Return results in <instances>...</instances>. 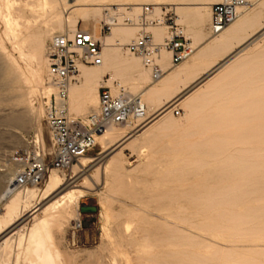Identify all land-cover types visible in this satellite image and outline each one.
I'll use <instances>...</instances> for the list:
<instances>
[{
  "label": "rangeland",
  "instance_id": "374dc122",
  "mask_svg": "<svg viewBox=\"0 0 264 264\" xmlns=\"http://www.w3.org/2000/svg\"><path fill=\"white\" fill-rule=\"evenodd\" d=\"M160 1L161 5L171 7L194 48L199 40L190 38L196 27L192 15L195 8L205 5L206 9L201 17L202 41L199 43L214 38L208 30L209 7L219 1ZM155 2L158 1H91L88 8L91 10L90 18L95 25L97 37H99V27L106 18L104 13L107 7L133 8L136 7L135 4L153 5ZM263 2L264 0H249V7L241 10L242 13L238 17L246 13L253 17L252 26L247 29L249 32L246 30L237 38L238 40L235 39L219 49L196 70L198 74L200 73L199 76H205L204 72L208 65L215 60H222L217 61V64H223L227 54L238 51L242 46L246 48L240 56L247 54L251 60L249 69L239 75L236 74V70L230 72L233 68L231 66L234 64L236 66L234 61L226 69L221 70L222 72L214 73V69L201 79L208 76L213 79V76L228 75L224 81L226 84L222 87L213 85L211 81L205 84L204 93L216 88L218 93L207 97L200 112L181 104L176 107L180 110L178 116L170 112L150 128V131L147 130L138 137L144 127L167 107L171 97H165L155 106L156 111L151 110L148 113L149 121L145 125L140 126L139 121H132L131 127L119 126L129 135L128 137H133L116 150L119 151V162L114 171L108 175L103 174L101 166L113 154L97 163L100 160L98 151L100 145H96L90 154L88 153L87 156L90 157L85 158L94 160L93 163H86V173L79 174L75 182L73 181L77 177L71 169L57 173L61 177L64 176L62 179L70 183V187L80 193V197L78 207H74L79 215L75 217L74 213L70 214L75 221L72 216L68 221L66 216L59 219L64 221L57 220L48 224L50 226L48 247L50 246V254L54 257L52 264H264V153L262 158L256 159L252 153L236 151V159H230L226 150L228 145L236 142L238 149L245 142L239 141L236 136L214 130L216 125L227 130L232 128L235 131L238 127H264ZM83 7L78 5L69 10L59 9L62 12L60 20L62 19L66 31L69 23L76 28L75 30H88L87 25L84 27L83 22L73 14L77 9L85 8ZM94 9L96 12L92 11ZM9 13H12L13 21H17L18 24L6 30V16L12 19ZM58 18L46 8L27 5V0H0V197L9 186L10 173L19 168V165H15L10 159L14 150H22L25 159L40 157L49 162L51 157L52 144L45 120V107L53 95L51 91L53 89H50L51 85L47 82L46 51L51 37L67 33L53 30L52 27ZM116 27L118 25L112 27L107 36L112 34ZM119 27L122 28L121 25ZM133 27L136 28L123 26L124 29ZM45 31L49 33V37L46 38L39 52L44 68L42 72H38L39 66L33 56L31 45L33 39ZM135 33L132 38L120 41V46L109 49L103 45L102 53L122 60L131 59L132 57L128 55L131 53H127L125 45L137 37L138 31L136 30ZM133 56L140 64V59ZM188 61L190 58L176 67ZM141 66L142 63L140 68L143 70L144 67ZM146 70L148 69L144 68V71ZM147 73V82L138 86L140 88L130 87L129 91L138 94L142 88L151 86L150 71ZM76 81L78 82V76ZM118 82L128 85L125 76H116L114 84ZM196 85L197 83L188 84L187 89L179 91L174 96H177L179 101L183 100L188 93L199 86ZM46 90L51 91L50 94ZM201 90L200 88L199 91ZM243 94H247L243 100L245 98L251 100L250 103L242 106L243 113L248 118L243 120L229 118L236 117V98ZM70 97L73 96H69L68 105L72 120L83 121L97 108L98 102L91 110L83 111L82 97L77 103H72L73 99ZM254 100L257 102L253 103ZM222 111L228 112L222 114ZM196 114L205 119L198 123H206L208 126L210 124V132L207 134L200 132L192 137L190 141L193 146L188 148L187 141L182 137V130L192 122L191 118ZM17 118L21 123L16 122ZM222 141L225 144L223 146L220 144ZM247 165L249 169H246ZM45 180L46 177L37 186L19 189L23 193L20 196L26 195L30 190L43 189ZM80 185L86 188L79 187ZM27 201L30 202L29 208L38 202L37 199L29 198ZM82 203L96 206L97 211L92 214L81 213L79 207ZM4 204L5 201L0 200V217L5 213ZM212 210L216 214H213ZM38 217V212L34 215L30 214L26 225H21L18 231L0 240V264H32L36 260L31 262L34 257L28 256L29 253L24 249L27 245L25 238L29 228ZM77 219L81 222L80 227H76ZM21 238L22 243L19 246ZM34 264L38 263L35 261Z\"/></svg>",
  "mask_w": 264,
  "mask_h": 264
},
{
  "label": "bare ground",
  "instance_id": "6f19581e",
  "mask_svg": "<svg viewBox=\"0 0 264 264\" xmlns=\"http://www.w3.org/2000/svg\"><path fill=\"white\" fill-rule=\"evenodd\" d=\"M91 1H93V0H62V1L61 0H27V5H29V6L37 5L38 7L46 8L48 10V12L49 11L52 12L55 15V17H57V18L59 17L52 28H53V30H56L57 32H60V33H62V32L73 33L76 29L73 25H70V23H69L66 26L67 27V31H66L65 26L62 23V19L60 20V15H61L60 13H62V12H60V10L61 9L69 10V9H72V8L78 6V5L84 6L85 7V8L83 7L84 9H80V10L77 9V11L73 12V14L74 15L76 14L77 18L83 22L84 27L87 25L88 30L86 31L84 28L83 29L86 32H89L91 35H93L96 39H98L102 44V48H103V45L109 49L112 47L114 48V47L120 46V41H125V40L132 38L136 34L135 33L136 30L139 31L138 27L135 26L136 24L133 25L136 28L133 27V28H129V29L128 28L124 29L123 25L120 24V17H116L115 19H117L116 21L118 23L113 24L111 26V29H112V27H114L116 25H118V27L113 29V33L110 34L109 36L106 35V36L101 37L99 35V37H97V35L95 34V25L92 23V18H90V13H91L90 11L91 10L88 8V7H90L89 3ZM157 1L158 2H155L153 4L154 6L161 5L162 2L160 0H157ZM159 1H160V3H159ZM216 1H221V0H216ZM93 3H92V5H93ZM135 5H136V7H133V8L130 7L129 8L130 9L129 16L132 18V20L134 22H136V20H137L138 14L140 12L139 6L141 4L140 5L135 4ZM175 5H179V4H175ZM107 8L108 9H106V10H109V11L111 10L110 9L111 6H110V8L109 7H107ZM247 8H245V9H247ZM118 9L120 11L125 10V8H118ZM195 9L196 10L194 11L192 16H193V22L195 21V23H196V27H195L194 32L191 34L190 38H193V40L198 39L199 42H201L202 41L201 40V32H202L201 31L202 30L201 17L204 14V10L206 9V6L205 5L198 6ZM245 9H243V10H245ZM16 10H18V9H16ZM63 10H61V11H63ZM92 11L96 12V9H94ZM241 13L242 12H240L239 16L241 15ZM11 14L12 13H9L8 15L12 17ZM105 17H106L104 20L105 22H107V23L112 22L110 16L105 15ZM13 19H14L13 17H12V19H10V17L6 16V22L4 21L6 24V30H10L11 27H14V25L18 24V22L13 21ZM196 19H198V21ZM252 20H253V17H251L250 15H248L246 13V14H244V16L237 18L223 32H221L218 35H214L213 36L214 38L209 39L203 43L198 42L196 44L194 42L196 44V48H194V46L191 43L193 51H192L191 55L188 57V59L190 58V61L184 63L180 67L175 66L176 68H173V66H171L169 53H167L166 51H162L160 53L159 63L161 65L162 69L164 70L163 76L156 82L151 81L150 82L151 86H146V87L142 88V90L140 91V93H138V95L140 96L141 102L146 106L147 116L151 110H155V106L158 103H160L161 101H163L165 99V97H168V96L171 97L170 102H168V104L166 105L167 107L164 108L163 111H161L160 113H158L155 116V118L153 119V121L150 124H148L144 127V129L138 135V137L140 135H142L143 133L145 134V132L147 130H149L150 128H152L156 124H158L159 121L164 119L167 115L170 114V112H172V110L174 108H176L177 106H179L181 104H183V106H185V107H189L193 110H196V112H200L202 110L203 105L207 101V97H210V96L218 93L217 88H216V90H210V91H207L206 93H204V91L206 90L205 84L211 81L210 83H213V85L217 84L218 86L222 87L224 84H226V83H224V81L228 78V75H223V76L221 75V76H217V77L213 76V79L210 78L211 76L210 77L208 76L207 78L201 80L203 77H205L212 70L214 71V69H215L214 73L222 72L221 70H223L224 68L226 69L228 67V65L231 63H234V61H236V66H234L235 64L233 66L230 65L231 67H233V68H231L230 72H234L236 70V74L239 75V73H242L243 71H247L249 69L248 66H249L250 61H251L250 57H247V54H246V56H240L242 51H244V49L246 48V47L242 46L239 48L238 51L230 52V54H227L226 61L223 64L218 65L217 61H222V60H217V61L215 60V62L213 61L210 65H208L206 67V70H205L206 72H204L205 76H199L200 73L198 74L196 72V70L202 64L207 62V60L211 57V55L216 53L219 49H222L226 45L232 43V41H234L239 36H241L247 29L249 30L250 27L252 26L251 25ZM177 21H178V23L180 21L178 19V17H177ZM119 25H121L122 28L119 27ZM150 29H152V31H149ZM248 30L246 32H249ZM146 31L150 32L153 35L154 41H156V42H162L166 38V33L164 32L165 30L163 28H148ZM48 37H49V33L47 31L42 32L37 38L33 39V44L32 45L30 44L33 47V49H32V53L34 51L33 56H35V58L37 60L36 62L39 66L38 72H42V70L44 68V65L42 63L43 60H41V58L39 56V52L42 48V44L44 43L45 40H47L46 38H48ZM187 38L189 39V37H187ZM29 41H30V39H29ZM128 55H130L132 58L128 59V60H122L118 57H114L111 55L106 56L101 52L100 56L102 59V64L100 66H95L92 68H88V67L86 68V66H83V65L79 66L78 75H77L78 76V82L76 81L75 83H73L74 85L72 84L70 86V89H69V96H71V95L73 96V97H70L71 99H73L72 103H77V101L80 100L79 98L82 97V104H83L84 108L83 109L81 108V109L83 111H85L84 109L91 110L98 102V88L100 86H102L103 84H105L106 86H108L111 89L112 94L116 95V94H118L120 89H123L129 93H132L131 91H129L130 87H132L134 89V87L137 88L138 86L146 83L147 82L146 80L148 78L147 72H149V71L148 70L144 71V68L142 70L140 68L141 63L139 64V60L136 57H134L132 54H128ZM223 59H225V58H223ZM46 67H47V64H46ZM106 75H108L110 77V79L107 82L104 81V77ZM116 76H125L128 85H126V83H124L126 85L125 86L124 84L122 85V83H119V82L114 84V80H116ZM149 77L151 78V76H149ZM200 80H201V82H199ZM41 81H42V79H41ZM196 83L199 86L196 85L197 87L193 91L188 93L183 100L179 101V99H177V96L176 97L174 96L179 91L187 89L188 84L194 85ZM47 87H45V88H47ZM242 87H246V86L242 85ZM138 88H140V87H138ZM200 88L202 89L201 91H199ZM50 89H52V88L50 87ZM46 91H48V90H46ZM51 91H53V90H51ZM51 91H48L49 94ZM70 91H71V95H70ZM53 93H54V91H53ZM246 95L247 94H243V95L239 96V98L238 97L236 98V105H237L236 106V117L231 116L229 118H233V119L236 118V120H243L245 118L246 119L248 118L246 115H244L243 108H242L243 105L251 102V100L246 99V98H245V100H243V98ZM256 102H257L256 100L253 101V103H256ZM68 105H69V98H68ZM80 105H81V103H80ZM222 112H223L222 114H225L228 111H222ZM230 112H233V111L230 110ZM191 120H192V122L187 124L186 127H184L182 130V137L184 138V140L187 141V147L188 148H192V146H193V143L190 141L192 139V137L200 134V132L205 133V134L210 132L209 131L210 130V128H209L210 124L208 126V124H206V123H198V122H202L201 120H205L203 116L196 114L195 116H193L191 118ZM148 121H149V116H148ZM194 121H196V123ZM16 122L21 123V120L19 118H17ZM131 125H133L132 121L128 122L127 124H125L123 126L121 125V126L122 127H131ZM214 128H215L214 129L215 132H222L225 135L236 136V138L240 139L239 141L245 142V143L241 144V147H239L238 149H236V142L230 143L228 145L226 150H227V152H229V158L230 159H236V151H242L243 153H252L256 157V159L262 158V154L264 153V140H261V139L264 138V127H259V126L258 127L248 126L246 128L238 127V128H236V131H235V129H232V128L228 129V130L223 129L224 127L219 126V125H216ZM177 134L180 135L179 133H177ZM261 135H262V137H261ZM128 136L129 135H127V133L124 131V129L122 130L119 126H115V127L108 128L103 134H101L95 138V146L94 147H96V145H100V149L98 150L99 155H100V160L97 161V163H100L101 161L106 159V157L113 154V156L110 159H108L105 162V164H103L101 166V170H102L104 175H108L109 173H111L112 171H114L116 169V166L119 162V156H118L119 151L116 152V150L119 149L121 146H123L124 143L129 141V139L131 137H133V136H130V137H128ZM205 140H207V139H205ZM220 144H221V146L225 145L224 141L220 142ZM89 154H90V152H89ZM87 155L88 154L81 157L79 159L78 163L70 168L75 177H77L79 174L81 175L82 173L83 174L86 173L87 170L85 171V167H86L87 162L93 163L94 160L85 159L86 157H90ZM93 165H95V164H93ZM90 167H92V166H90ZM243 167H245V166H243ZM247 167L248 168H246V169H249V165H247ZM199 168H201V167H199ZM57 173H58L57 171L48 172V174L46 175L44 188L41 190H36V189L30 190L27 192L26 195L24 194L25 196L24 195L20 196L22 193L21 192L22 190H19V188H17L13 182L14 181L13 177L15 176L16 171L13 173H10L11 177L8 178L9 186L0 197L1 201H5V204L3 207L4 208L3 210L5 213L0 217V240L4 239L8 235H10L12 232L18 231L17 229L19 227H21V225H26L28 223V222L26 223V221L28 220V217L30 216V214L34 215L37 212L39 213V217L36 220H34L32 227L29 228L28 234L26 235V238H25L26 241L25 242L27 243V245L25 246V249H24V250H27V253H29L28 256L32 255V257H34V259H32L31 262L36 259L35 261L38 264H52V262H53L54 257H52V255L50 254V252H51V251H49L50 246L48 247V243H49V239H50V236H49L50 233H49V228H48L50 226L48 224L55 222V221L59 220L60 218H66V216H67L68 221H70L73 217L72 215H71L72 216L71 217L70 214H73V213L76 215L75 217H77L79 215L75 211L76 209L74 210V207H78L77 204H79L78 198L80 197V193H78L76 190H74L73 187H70V183L65 181V179H62V178H64V176L61 177ZM77 179H78V177L73 182H75ZM88 181H90V180H88ZM89 184H90V182H89ZM79 187L86 188L83 185L82 186L80 185ZM241 191H243V190H241ZM244 194H245V191H244ZM28 198L32 199V200L37 199L38 202L35 204V206L33 205L32 208H29L30 204H28V203H30V202L27 201ZM193 201H195V200H193ZM208 204H210V203H208ZM247 209H245V211ZM215 210H216V208H215ZM212 212H213V210H212ZM28 213H30V214L28 215ZM213 214H216V213L213 212ZM217 214L220 215L219 213H217ZM209 215H211V213H209ZM212 216H214V215H212ZM68 217H70V218H68ZM206 217H209V216L206 215ZM225 217H227V216H225ZM222 218H223V216H222ZM203 220H204V218H203ZM61 221H64V219L59 220V222H61ZM65 221H66V219H65ZM74 221H75V218H74ZM240 222H241V220H240ZM223 238L225 239V237H223ZM6 241H7V239H6ZM21 243H22V238L19 240V246L21 245ZM25 253H26V251H25ZM34 262L32 264H34Z\"/></svg>",
  "mask_w": 264,
  "mask_h": 264
},
{
  "label": "built area",
  "instance_id": "2783aa9c",
  "mask_svg": "<svg viewBox=\"0 0 264 264\" xmlns=\"http://www.w3.org/2000/svg\"><path fill=\"white\" fill-rule=\"evenodd\" d=\"M249 6L248 0H221L210 5V35L223 32L239 16L241 10ZM120 11L117 6L105 10L112 22L103 21L99 27L101 37L109 34L111 26L118 23L120 17L123 26L138 27V35L125 45L127 52L137 56L142 66L150 71L151 81H158L164 74L159 59L160 53L170 54L171 66L175 67L188 59L193 49L186 37L184 27L178 23L171 7L165 5H141L136 22L129 16L130 7ZM148 28H163L166 38L162 42L154 41ZM102 44L89 32L81 29L73 33L57 34L51 37L46 51L47 77L54 93L45 107V120L51 137L52 152L49 162L36 157L25 159L22 150L16 149L10 159L19 165L14 177V184L19 189H26L42 183L49 171L64 173L76 165L79 159L88 154L95 146V138L108 128L125 125L130 121H139L143 126L148 121L146 106L138 94L120 89L112 94L111 89L103 84L98 89L97 108L90 112L83 121L71 119L68 98L70 86L76 82L79 66H100ZM110 77H104L107 82ZM173 115L180 110L174 108ZM25 159V160H24ZM75 224V222H74ZM81 222L76 223L80 227Z\"/></svg>",
  "mask_w": 264,
  "mask_h": 264
},
{
  "label": "water",
  "instance_id": "95a60500",
  "mask_svg": "<svg viewBox=\"0 0 264 264\" xmlns=\"http://www.w3.org/2000/svg\"><path fill=\"white\" fill-rule=\"evenodd\" d=\"M79 210L81 213L86 214V213H95L97 211V207L94 205H87L82 203L79 207Z\"/></svg>",
  "mask_w": 264,
  "mask_h": 264
},
{
  "label": "crops",
  "instance_id": "0c3cea01",
  "mask_svg": "<svg viewBox=\"0 0 264 264\" xmlns=\"http://www.w3.org/2000/svg\"><path fill=\"white\" fill-rule=\"evenodd\" d=\"M95 34L97 35L96 31H95Z\"/></svg>",
  "mask_w": 264,
  "mask_h": 264
}]
</instances>
